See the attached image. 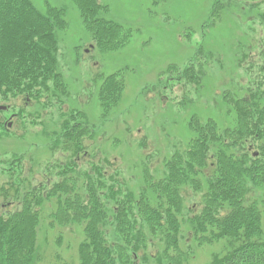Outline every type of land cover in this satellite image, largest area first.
<instances>
[{"label": "trees", "instance_id": "trees-1", "mask_svg": "<svg viewBox=\"0 0 264 264\" xmlns=\"http://www.w3.org/2000/svg\"><path fill=\"white\" fill-rule=\"evenodd\" d=\"M66 1L78 10L98 51H117L128 43L130 29L106 17L108 5L103 0ZM165 1L151 0L155 5ZM44 5L0 0V105L30 98L31 113L23 114L38 118L45 102H61L60 120L44 125L42 144L52 154L59 151L62 166L57 168H63L54 180L42 181L31 173L26 180L25 175L12 174L14 164L21 167V156L11 151L12 160L0 159L10 168H0V264H70L57 248L65 230L72 228L79 232L74 264H186L198 248L213 244L219 250L210 251L204 264H264V44L258 42L260 34L254 35L256 43L254 38L237 39L232 52L217 60L225 70L219 106L229 121L222 125L214 117L192 114L184 142L173 144L154 172L143 166L138 185L131 187L116 168L120 151L130 150L120 128L105 143L112 148L110 156L103 142L95 140L86 113L70 105L71 93L59 60L67 9L49 1ZM231 7L220 5L216 17ZM236 9L244 12L243 7ZM258 14L264 26V10ZM249 48H255L258 60L247 59ZM212 51L208 50L209 56ZM225 61L232 71L243 66L242 73L251 80L245 84L241 75L233 77ZM191 67L185 68L187 81L198 85L204 72L202 67ZM95 70L93 93L99 119L110 120L115 127L124 90L122 73L102 75L98 67ZM163 87L158 85L156 95L166 101L160 93ZM35 151L31 159L38 164L44 151ZM131 164H136L135 159ZM29 166L32 169L33 163ZM49 231L54 249L47 256L42 242L49 245Z\"/></svg>", "mask_w": 264, "mask_h": 264}, {"label": "rangeland", "instance_id": "rangeland-1", "mask_svg": "<svg viewBox=\"0 0 264 264\" xmlns=\"http://www.w3.org/2000/svg\"><path fill=\"white\" fill-rule=\"evenodd\" d=\"M33 1L39 8L44 7L47 1L66 7L68 27L62 37L59 60L71 93L70 105L86 113L95 129V140L103 142L102 148L110 156L112 148L105 143L120 128V136L127 138L130 150L120 151L116 168L131 187L138 185L143 166L154 172L161 166L164 156L174 149L173 144L184 142L189 135L187 123L192 114L203 119L214 117L222 125L229 121V115L219 106L218 95L224 89L222 84L225 82L221 79L225 70L217 64V60L232 52L231 47L237 44V39L252 41L254 35L260 34L258 42L264 44V26L257 17L264 10V0H166L159 5L151 0H103L108 5L106 17L131 31L128 43L120 50L110 52H100L93 46L78 10L69 1ZM222 4L232 7L217 18L215 11ZM242 7L241 11L244 12L239 13L236 8ZM252 42L257 41L254 38ZM207 49L213 50V56L208 55ZM248 50L247 59L258 60L259 54L255 48ZM225 63L233 77L241 75L245 84L251 80L242 73L243 66L241 69L234 67L232 71L231 63ZM172 65L175 68L169 70L168 67ZM191 65L194 69L202 67L204 72L198 85L187 81L189 71L185 72V68L192 69ZM97 67L102 75L120 70L123 76L124 90L116 112V128L110 120L101 122L99 119L100 107L93 93L97 83L92 77ZM158 85L159 88L164 85L160 93L162 97L166 95V101L158 99ZM148 88L153 90L152 94ZM30 101V98L23 97L11 104H1L8 108L0 111V159H5L4 163L7 159L12 160L9 153L14 151L22 157V161L19 169L14 164L13 175L19 173L29 180L31 173L41 176L42 181L54 180L55 173L63 168L60 164L63 156L59 151L52 154L45 149L42 131L44 125L59 122V112L64 105L50 99L43 104L44 112L37 118L23 114L31 113ZM18 113L20 117H16ZM125 127L127 132L122 131ZM142 142L141 147L139 144ZM35 150L44 151L38 164L31 159ZM133 157L136 161L134 166L131 164ZM30 163H33L32 169ZM58 165H61L59 169ZM0 168L10 169L8 164H0ZM68 230H65L64 239L57 249L70 264H74L79 232L77 228ZM47 237L49 245L42 242V247L49 256L54 249L50 231ZM218 247V244H213L212 247L198 248L197 254L191 256L186 264H204L210 258V251H218Z\"/></svg>", "mask_w": 264, "mask_h": 264}, {"label": "water", "instance_id": "water-1", "mask_svg": "<svg viewBox=\"0 0 264 264\" xmlns=\"http://www.w3.org/2000/svg\"><path fill=\"white\" fill-rule=\"evenodd\" d=\"M6 106L0 105V110H5Z\"/></svg>", "mask_w": 264, "mask_h": 264}]
</instances>
